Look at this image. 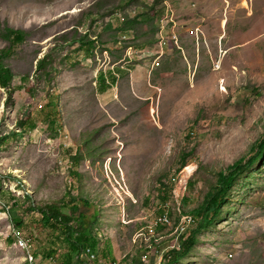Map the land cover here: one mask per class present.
<instances>
[{
  "label": "rangeland",
  "instance_id": "1",
  "mask_svg": "<svg viewBox=\"0 0 264 264\" xmlns=\"http://www.w3.org/2000/svg\"><path fill=\"white\" fill-rule=\"evenodd\" d=\"M155 1L0 0L13 74L12 95L0 86V264H31L16 242L42 217L31 205L80 200L98 244L94 261L71 264H160L153 254L184 231L180 212L239 161L220 213L174 264H264V0H160L164 32L162 17L122 29ZM164 211L169 225L155 226ZM32 242L38 263L67 264L58 228Z\"/></svg>",
  "mask_w": 264,
  "mask_h": 264
},
{
  "label": "trees",
  "instance_id": "2",
  "mask_svg": "<svg viewBox=\"0 0 264 264\" xmlns=\"http://www.w3.org/2000/svg\"><path fill=\"white\" fill-rule=\"evenodd\" d=\"M134 1L136 0H124V3H131ZM159 1L160 0H156L153 3V6L145 5V7H143L144 10L141 15L142 19H139L137 16L132 17L131 19L128 20L126 26L122 27V29L133 27L137 23H140V21L142 20L149 21L153 18H155L156 20L155 24L157 25L158 20L162 17L161 16L159 18L161 14L160 10L155 9V5L158 4ZM120 5L122 7V3ZM163 17L160 19V25ZM123 31L127 32L129 30L127 29ZM9 35L10 37L13 38L14 42L19 43L24 39V33L15 29H9ZM79 40L80 39H78V41ZM156 41L158 40L157 38L154 37L153 39L149 40L150 43ZM94 43L95 41L92 40H89L87 42V46L85 48L86 51L85 55L87 56L91 55V52L94 50ZM146 44L147 43L142 42L140 44L137 45L135 44V45L136 46L139 45L143 47ZM112 73L113 72L110 71V75H112V81L110 83L108 82V80H106V77L103 74V72L99 75V79H100L99 90L101 92L106 91L116 82V77ZM12 75L13 74L11 68L4 65L2 62V58L0 57V86L5 88L7 92L10 93V95H12V93L10 91L9 81ZM12 134L16 135L15 132ZM7 138L8 135L1 136L0 141L4 142L7 140ZM244 168L245 165H243L241 161H239L236 164H234V166L230 167L227 172H222L219 176L217 186L206 197L205 201L199 207H197V209H193L189 213L186 211L180 212L181 214L177 218L179 219V221H180V217L182 218L187 215H192L194 217L195 222L188 228L186 233L184 231L182 232L181 236L179 235L177 236L181 238L179 247L168 249V252L165 253L163 260H161L160 264H174L180 258L186 256L190 252V250L198 242V237H197L198 232L208 227L213 222L214 218L220 213L228 192L230 191L235 180L241 174ZM162 198L164 199L165 197L163 196ZM187 199L188 198L186 197L184 201L187 202L186 201ZM83 203L84 205H82ZM81 206H84L86 209H82ZM89 207H90V203H88L85 200H80L79 203L73 201L71 203L62 202L59 204H49L41 208H37V206L31 205L29 211L38 210L39 212H41L42 217L35 223H32L30 226L31 232H30V236L28 237L30 244L33 247L32 240H34L36 236H38L41 233L42 230L46 228H51V229L58 228L61 231V233L64 235V239L70 247V252L68 255L69 260L67 264H71V262L74 259H76V257L74 258L75 255L77 256L81 254L88 255L87 250L89 249V252H92L93 248H96L98 244L96 234L93 232V228L91 224L87 222L90 216L89 211L87 210V208L89 209ZM93 214L95 217L97 211H95ZM74 221L79 222L78 227H74L73 225ZM12 222L15 230L18 229V231L23 229V226L26 225L25 220L21 219L20 217H13ZM162 225H169V224L166 223ZM164 227H160V228H164ZM90 260L93 261L91 257Z\"/></svg>",
  "mask_w": 264,
  "mask_h": 264
},
{
  "label": "built area",
  "instance_id": "3",
  "mask_svg": "<svg viewBox=\"0 0 264 264\" xmlns=\"http://www.w3.org/2000/svg\"><path fill=\"white\" fill-rule=\"evenodd\" d=\"M180 26H183V23ZM167 27H168V25L161 24L159 31H163L164 32V29L167 28ZM170 44H171V42H170ZM160 64L161 63H157L158 66H160ZM194 222H195V220L186 223V225H185V233L188 230V228L192 224H194ZM166 223H167V212L164 211V212H162L160 214L159 219H158V223L155 226H161L162 224H166ZM180 240H181V238L177 242L170 243V245L168 246V248L167 247L162 248L161 251L158 254H153L156 257H158L159 263L161 262V260H163V257L165 255V253L168 252V249L174 248V247H179ZM16 242L18 243L19 246H26V248L28 250H31L32 251V262H31V264H40V262L38 263L37 256H36V254L33 251L34 248L30 246V242L28 240V237H24V236L20 235L19 232H17L16 233ZM82 255L83 254L78 255L76 257V259L77 260H80L82 258ZM150 255H152V254H149V253H146L145 254V261H144V263L149 262ZM87 256L89 257V255H87ZM56 263H58V256L57 255H50L49 258H48V260L46 262L42 263V264H56Z\"/></svg>",
  "mask_w": 264,
  "mask_h": 264
},
{
  "label": "bare ground",
  "instance_id": "4",
  "mask_svg": "<svg viewBox=\"0 0 264 264\" xmlns=\"http://www.w3.org/2000/svg\"><path fill=\"white\" fill-rule=\"evenodd\" d=\"M193 220V217L192 216H186L185 217V219L183 220L184 222H180V224H179V227H182L183 226V228L182 229H184V231H185V226H184V224L186 223V222H190V221H192ZM182 231V230H181ZM183 231V232H184ZM30 246L32 247V245L30 244ZM95 257V255L93 256V258ZM30 262H32V258H31V256H30Z\"/></svg>",
  "mask_w": 264,
  "mask_h": 264
},
{
  "label": "crops",
  "instance_id": "5",
  "mask_svg": "<svg viewBox=\"0 0 264 264\" xmlns=\"http://www.w3.org/2000/svg\"><path fill=\"white\" fill-rule=\"evenodd\" d=\"M94 261V260H93Z\"/></svg>",
  "mask_w": 264,
  "mask_h": 264
}]
</instances>
